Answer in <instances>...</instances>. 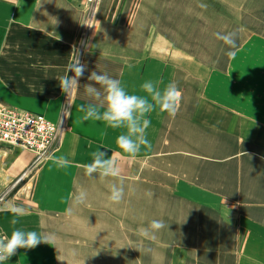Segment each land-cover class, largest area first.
<instances>
[{
    "label": "crops",
    "instance_id": "1",
    "mask_svg": "<svg viewBox=\"0 0 264 264\" xmlns=\"http://www.w3.org/2000/svg\"><path fill=\"white\" fill-rule=\"evenodd\" d=\"M85 4L86 0H0V107L43 115L53 122L69 112V130L49 157L71 161L62 169L48 158L32 169L31 151L0 144V197L7 194L3 206L13 203L27 211L15 226L11 212H0L3 236H10L14 228L52 236L50 244L17 249L4 264H62V259L78 258L73 255V230L66 239L65 252L70 254L61 251L65 235L60 227L64 217L72 227L68 220L75 216L71 213L75 175L84 171L79 165L90 163L97 148L116 156L123 178L144 184L140 197L137 190L131 193L130 211L145 207L146 224L148 211H161L166 225L153 239L138 234L135 217L128 226L126 220L115 222L119 233L111 240L125 244L113 246L115 264L124 258H130L129 264H264V41L249 42L226 71L207 70L204 78L193 75L200 83L193 94L180 90L176 118L158 109L148 114L146 138L151 148L142 146L130 159L116 143L126 128L83 120L80 107L88 103L83 98L87 77L92 71L108 72L130 94L146 95L140 88L143 82L156 81L162 89L172 76L165 60H124L102 53L94 44H79ZM76 57L87 69L79 78V89L70 92L68 106L56 78L65 75ZM246 76L258 78L261 90L241 84L239 79ZM171 118L185 121L191 132H177V139H171L163 131ZM154 195L161 201L153 204ZM85 211L81 225L85 223L87 231L81 248L88 253L94 219L88 206ZM138 243L145 244L143 251H138ZM82 257L90 258L89 253Z\"/></svg>",
    "mask_w": 264,
    "mask_h": 264
},
{
    "label": "rangeland",
    "instance_id": "2",
    "mask_svg": "<svg viewBox=\"0 0 264 264\" xmlns=\"http://www.w3.org/2000/svg\"><path fill=\"white\" fill-rule=\"evenodd\" d=\"M132 1L99 0L98 4L90 5L86 0L83 30L78 43L94 44L102 53L116 54L124 60L145 57L165 60L167 63L165 69L172 76L170 83H175L179 90L186 91L188 95L193 94L197 83H200L197 78L206 77L207 70L226 71L233 59L241 58V52L243 48L248 47L249 42L264 41V0H135L136 3ZM233 30L237 31V47L234 49V58H229L226 55L229 51L228 46L217 39L215 34ZM258 80L256 77L249 76L239 79L241 84L243 82L251 86L254 92L261 90ZM66 97L65 101L69 102L70 93ZM189 102V106L193 107V97L187 105ZM62 116H66L68 122L69 112H62L57 122ZM181 117L183 118L182 115ZM186 117L187 115H184L185 119ZM163 131L172 137L171 139H177V132L185 135L191 132L185 121L181 120L177 123L172 118L164 125ZM170 149L177 148L170 147ZM112 183L120 184L121 182L112 177L102 178L98 174L89 177L84 171L75 175L73 212H71L75 215L74 220H68L72 224L71 227L64 217L60 229L65 235L63 239L61 238V251L64 254H70L69 251L65 252L66 246H69L66 239L69 238L67 235L69 230H73L75 240L73 255H77L78 258L62 259V264H97L100 261L115 264L113 246H125L123 243H113L111 240L119 233V227L115 225V222L126 220L128 226L129 221L135 217L137 230L149 225L145 222V207H139L134 212L130 211V202L133 198L131 193L137 190V196L140 197V192L145 188L144 184L123 178V199L119 203H112L107 199L109 185ZM80 189L86 190L87 199L82 204H76L74 199ZM144 198L145 195H143V202H145ZM160 201V198L156 199L155 195L152 196L153 204ZM138 203L140 204L139 200ZM87 206L90 209V217L94 220L91 224L93 227H89L90 258H83V255L88 256V253L83 251L87 248H81V239H85L87 227L85 223L81 225V218L82 214L86 213ZM147 216L150 222L154 219L163 221L161 211H148ZM123 227L124 234L126 228ZM101 239L106 243L99 241ZM141 246L145 244L138 243L139 252L144 250ZM103 250L105 252L100 253ZM99 254H105L106 258L91 259L92 255L96 257ZM122 260V264L124 261L128 264L130 262V258Z\"/></svg>",
    "mask_w": 264,
    "mask_h": 264
},
{
    "label": "clouds",
    "instance_id": "3",
    "mask_svg": "<svg viewBox=\"0 0 264 264\" xmlns=\"http://www.w3.org/2000/svg\"><path fill=\"white\" fill-rule=\"evenodd\" d=\"M216 38L228 46L226 55L234 58L237 47V31L216 33ZM87 66L81 63L77 57L67 65L65 75L56 78L59 81L63 93L68 94L73 89L81 86L79 78L86 71ZM73 75H69V73ZM89 83L83 85V98L88 101L87 105H81L80 111L84 113L83 120H101L112 128H126L127 132L117 137L118 147L126 154L127 158L135 159L141 151V147L151 148V143L146 138V130L151 121L148 114L155 110L166 113L169 117H175L181 101L182 93L175 83H169L162 89L158 82L147 80L140 85L146 95L130 94L119 79L112 77L108 72L92 71L87 77ZM97 85L99 87H97ZM90 163L79 165L84 169L85 175L93 177L98 174L102 178H116L120 184L109 185L108 201L119 203L124 196L122 169L117 163L115 155L106 156V153L98 148L91 152ZM52 164L57 168H68L71 161L65 156L49 157ZM87 192L80 189L75 196L74 203L82 204L87 199ZM9 211L13 214L11 225L20 223L21 217L27 214L24 207L13 203L0 207V212ZM166 225L162 220H152L147 227L138 229L142 237L155 238V234ZM168 227V226H167ZM51 234H41L36 231H25L22 228H14L9 235L0 237V264H4L19 248L31 249L40 243L50 244Z\"/></svg>",
    "mask_w": 264,
    "mask_h": 264
},
{
    "label": "built area",
    "instance_id": "4",
    "mask_svg": "<svg viewBox=\"0 0 264 264\" xmlns=\"http://www.w3.org/2000/svg\"><path fill=\"white\" fill-rule=\"evenodd\" d=\"M99 0H88V4H98ZM69 130L67 117L53 123L42 115L19 112L16 109L0 107V144L19 147L35 155L32 169L41 165L49 156L51 149ZM7 194L0 197V207ZM0 228V237H2Z\"/></svg>",
    "mask_w": 264,
    "mask_h": 264
}]
</instances>
